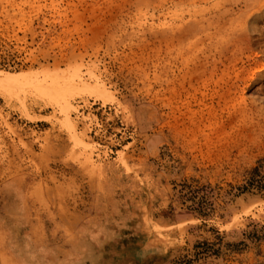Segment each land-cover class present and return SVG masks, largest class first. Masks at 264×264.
I'll return each instance as SVG.
<instances>
[{"label":"rangeland","instance_id":"rangeland-1","mask_svg":"<svg viewBox=\"0 0 264 264\" xmlns=\"http://www.w3.org/2000/svg\"><path fill=\"white\" fill-rule=\"evenodd\" d=\"M0 71V264H264V0H0Z\"/></svg>","mask_w":264,"mask_h":264},{"label":"bare ground","instance_id":"bare-ground-1","mask_svg":"<svg viewBox=\"0 0 264 264\" xmlns=\"http://www.w3.org/2000/svg\"><path fill=\"white\" fill-rule=\"evenodd\" d=\"M44 75L46 78L56 80L59 83V85H60V83H62L63 87L65 89H69L71 87V81H68L67 79H65L64 78L65 76L62 75L58 71L47 70L44 72ZM35 82L36 81L33 80L31 76L26 77L23 75H19V76L6 75L5 73L0 71V91H3L4 89H8V88L23 87V85H27V84L29 85V84H33ZM45 82H47V81H45Z\"/></svg>","mask_w":264,"mask_h":264},{"label":"trees","instance_id":"trees-1","mask_svg":"<svg viewBox=\"0 0 264 264\" xmlns=\"http://www.w3.org/2000/svg\"><path fill=\"white\" fill-rule=\"evenodd\" d=\"M255 172H257V170Z\"/></svg>","mask_w":264,"mask_h":264}]
</instances>
